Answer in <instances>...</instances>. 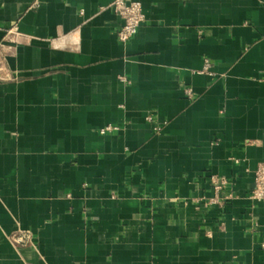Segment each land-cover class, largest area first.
<instances>
[{"label": "crops", "instance_id": "1", "mask_svg": "<svg viewBox=\"0 0 264 264\" xmlns=\"http://www.w3.org/2000/svg\"><path fill=\"white\" fill-rule=\"evenodd\" d=\"M111 1L0 0V264H264V0Z\"/></svg>", "mask_w": 264, "mask_h": 264}, {"label": "built area", "instance_id": "2", "mask_svg": "<svg viewBox=\"0 0 264 264\" xmlns=\"http://www.w3.org/2000/svg\"><path fill=\"white\" fill-rule=\"evenodd\" d=\"M111 7L114 12L122 19L121 27L116 31L118 40L122 43H126L131 40L138 31L140 24L145 19L143 6L138 0H112ZM16 27L12 26L8 30L9 33L14 34ZM12 40L14 41L13 37ZM210 63L208 60L205 61L203 71L208 72ZM121 81L126 82L127 78L120 77ZM185 93L191 97V88H184ZM149 120H152L151 116H148ZM118 130L117 126L107 125L100 128L99 132L102 134L111 133ZM211 189L212 195L207 198L208 204H222L224 201L232 198L231 193H224L230 186V181L222 176L211 177ZM249 198L255 201L264 202V162H260L254 172V185L251 189ZM10 240L16 244H23L28 246H36V239L32 231L27 229H20L10 236Z\"/></svg>", "mask_w": 264, "mask_h": 264}, {"label": "rangeland", "instance_id": "3", "mask_svg": "<svg viewBox=\"0 0 264 264\" xmlns=\"http://www.w3.org/2000/svg\"><path fill=\"white\" fill-rule=\"evenodd\" d=\"M8 33V32H7ZM0 67H1V64H0ZM0 75H1V69H0Z\"/></svg>", "mask_w": 264, "mask_h": 264}]
</instances>
